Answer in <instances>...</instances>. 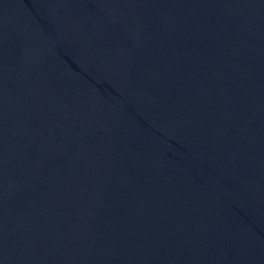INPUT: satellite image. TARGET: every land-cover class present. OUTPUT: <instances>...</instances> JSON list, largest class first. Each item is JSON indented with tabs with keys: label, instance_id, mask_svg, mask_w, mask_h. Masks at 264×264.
Listing matches in <instances>:
<instances>
[{
	"label": "water",
	"instance_id": "water-1",
	"mask_svg": "<svg viewBox=\"0 0 264 264\" xmlns=\"http://www.w3.org/2000/svg\"><path fill=\"white\" fill-rule=\"evenodd\" d=\"M0 264H264V0H0Z\"/></svg>",
	"mask_w": 264,
	"mask_h": 264
}]
</instances>
